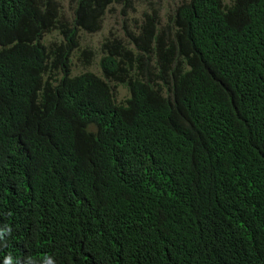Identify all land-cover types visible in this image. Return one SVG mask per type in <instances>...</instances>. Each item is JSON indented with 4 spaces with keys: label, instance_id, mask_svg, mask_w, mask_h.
Returning a JSON list of instances; mask_svg holds the SVG:
<instances>
[{
    "label": "trees",
    "instance_id": "1",
    "mask_svg": "<svg viewBox=\"0 0 264 264\" xmlns=\"http://www.w3.org/2000/svg\"><path fill=\"white\" fill-rule=\"evenodd\" d=\"M5 226L0 264H264V0H0Z\"/></svg>",
    "mask_w": 264,
    "mask_h": 264
},
{
    "label": "clouds",
    "instance_id": "2",
    "mask_svg": "<svg viewBox=\"0 0 264 264\" xmlns=\"http://www.w3.org/2000/svg\"><path fill=\"white\" fill-rule=\"evenodd\" d=\"M106 13H109L108 11L106 12ZM105 24H106V20H105V23L101 26V28L99 29V30H97L95 33H97L98 31H100L104 26H105ZM111 27H115L114 26V23H111ZM110 27V29H109V32H108V34H104L105 36H102L101 38H98L95 42H88V41H86L91 47H96L97 49H98V47H99V44H100V42L102 41V39L103 38H105V37H107L108 35H111V29H113V28H111ZM118 27H115L114 28V31L117 29ZM95 33H93V34H95ZM93 34H90V35H93ZM97 57V60H98V58H99V55H95L94 56V58H93V61H92V63L94 62V59ZM75 61V59L74 58H72V63H77L76 61ZM91 63V64H92ZM90 64V65H91ZM89 65V66H90ZM96 66L98 67V65H97V61H96ZM76 67H77V65L76 66H73V68H72V74H78V73H80V72H85V71H89V70H84V71H76ZM84 67V66H83ZM99 69V68H98ZM89 72H91V71H89ZM99 72H100V70H99ZM93 73V72H92ZM95 74V73H94ZM97 75V74H96ZM98 76H101V72H100V74L98 75ZM119 86H121V85H118V86H116V88H118ZM123 89H125V91H126V93H127V95L123 98V99H125L127 96H128V91H127V89L125 88V87H123V86H121ZM115 88V99H116V101H122L123 99H120V100H118L117 98H116V94H117V89ZM11 231H12V229L9 227V226H5V227H0V242H4V243H6V237L8 236V235H11ZM3 264H15V262H14V259H13V257L9 254V255H7V256H5V258H4V262H3ZM25 264H34V261L32 260V258L31 257H28V258H26V261H25ZM42 264H56V262H55V259L53 258V257H51V256H44L43 257V259H42Z\"/></svg>",
    "mask_w": 264,
    "mask_h": 264
},
{
    "label": "rangeland",
    "instance_id": "3",
    "mask_svg": "<svg viewBox=\"0 0 264 264\" xmlns=\"http://www.w3.org/2000/svg\"><path fill=\"white\" fill-rule=\"evenodd\" d=\"M165 11H166V9H162L160 11V13L163 15V13ZM112 14H114V13H111V14L110 13H106V19H105L106 20V24H105V26L100 31H98L97 33H95L93 35L85 34L84 35L85 40L88 41V42H95L98 38H101L102 36H105L106 34H108L109 29L111 27V23H114V17L112 16ZM162 15H160V18H163ZM96 61H97V57L94 59V62L90 66H84V67L81 66L80 64H78L79 63V61H78V63H76L77 64L76 71L89 70V71L99 75L100 72H99L98 67L96 66ZM116 89H117L116 98L118 100L123 99L127 95L125 89H123L121 86H119Z\"/></svg>",
    "mask_w": 264,
    "mask_h": 264
}]
</instances>
